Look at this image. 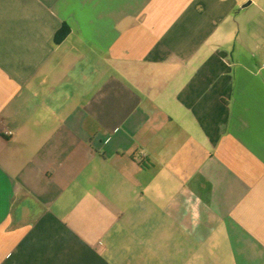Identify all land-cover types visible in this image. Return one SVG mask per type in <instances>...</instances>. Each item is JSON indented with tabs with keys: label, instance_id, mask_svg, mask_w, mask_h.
<instances>
[{
	"label": "crops",
	"instance_id": "1",
	"mask_svg": "<svg viewBox=\"0 0 264 264\" xmlns=\"http://www.w3.org/2000/svg\"><path fill=\"white\" fill-rule=\"evenodd\" d=\"M263 43L264 0H0V264H264Z\"/></svg>",
	"mask_w": 264,
	"mask_h": 264
},
{
	"label": "built area",
	"instance_id": "2",
	"mask_svg": "<svg viewBox=\"0 0 264 264\" xmlns=\"http://www.w3.org/2000/svg\"><path fill=\"white\" fill-rule=\"evenodd\" d=\"M264 44V43H263ZM5 136H11L12 135V132L11 131H9V130H6V131H4V133H3Z\"/></svg>",
	"mask_w": 264,
	"mask_h": 264
}]
</instances>
